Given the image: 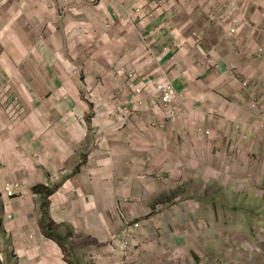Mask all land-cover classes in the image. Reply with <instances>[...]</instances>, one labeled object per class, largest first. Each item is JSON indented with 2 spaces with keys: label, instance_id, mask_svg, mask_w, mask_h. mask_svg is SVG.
I'll return each instance as SVG.
<instances>
[{
  "label": "crops",
  "instance_id": "obj_1",
  "mask_svg": "<svg viewBox=\"0 0 264 264\" xmlns=\"http://www.w3.org/2000/svg\"><path fill=\"white\" fill-rule=\"evenodd\" d=\"M147 1L132 31L119 19L136 0H0V95L22 106L12 120L0 104V234L21 264H84L97 251L99 264H114L124 258L114 236L125 230L132 258L145 264H166L174 248L186 249V264H223L221 227L204 220L217 207H202L208 198L196 192L229 177L221 162L230 148L243 158L259 148L264 158V108L251 106L264 107V0H237L240 44L211 18L224 0ZM147 47L184 94L182 122L164 123L150 98L127 114L135 93L117 71L135 69ZM15 183L16 196H4ZM37 185L56 188L49 215L67 252L43 234ZM158 229L160 241L149 234Z\"/></svg>",
  "mask_w": 264,
  "mask_h": 264
},
{
  "label": "rangeland",
  "instance_id": "obj_2",
  "mask_svg": "<svg viewBox=\"0 0 264 264\" xmlns=\"http://www.w3.org/2000/svg\"><path fill=\"white\" fill-rule=\"evenodd\" d=\"M129 25H131L128 26L129 29L133 31L136 30L138 22L135 25L133 23ZM121 70L125 69L119 68V70L117 71V76H119V71ZM120 78L125 77L122 76ZM125 79L127 81L128 87L130 88L127 78ZM261 106V102L259 105L258 101V106H256V108L253 110H258L261 112L264 108ZM131 107H133V105ZM179 121H184V116L177 122ZM261 123L260 126L264 128V123ZM239 152L240 150L236 155H233V153L229 150L227 155H223L225 158H222L223 160L221 162V165L223 167L222 174L225 177L229 176L225 181L221 179L218 180V182L211 181L210 183H203L202 187L198 185V188H200L202 191H198L196 192V194H204V196L208 198V200H204L203 202L198 201L202 205V207L205 205L204 203H208L209 208L212 204L214 206V209H216L217 207L218 212H215L214 217L203 218L205 220V225H210L209 223L212 220H215V222L219 223L221 227L219 234V236L221 237L220 243H223L224 247L220 246V252L223 250V253H221V260L219 261H221V263L223 264H230V262L232 261H235L237 264H264V201L253 200L254 198L251 195L252 192L256 195H264V185H257L255 183L257 182L259 184L260 181L264 182V158L261 152H259V148L249 149V155L246 156V158H243L242 153ZM257 177L260 181H257ZM246 188L247 190L249 189L248 191L251 192V194H245L247 191L243 194H240ZM189 191L190 193H193L191 190ZM211 198H214V200H212ZM189 208V210H192V206ZM204 211L207 210H201V212ZM256 231L260 232V236ZM160 232V229L153 232L156 237L151 232L149 234H151L153 236V239H155L156 241H160L162 239L157 238ZM4 237L1 233L0 264H21L20 257L14 254L15 249L12 246L11 239ZM256 237L259 238V243L256 241ZM114 238L119 242L117 250L125 258V260L123 258L122 261H120L121 258H118V260L114 264H126L127 260H129L130 262H135L132 264H145L147 258L144 259L142 256H140L139 258H132V255L130 253V245L132 242L131 233L125 230L123 233H119L114 236ZM30 240L33 239L30 238ZM124 240L128 242V245L124 250H122L121 245ZM27 248L28 247H26L25 249L31 250L30 247L28 249ZM89 250L90 249H88V251ZM185 250V248L184 250H179L178 248L167 250L166 252H168V261L166 262V264H186L185 258L187 254L186 252H184ZM153 251L154 250L151 249L150 252ZM157 251L161 253L160 249H157ZM30 252L31 254H34V252L32 253V250ZM87 253L89 254L86 258L80 256L84 264H99L98 261L101 260L102 255H99L97 259L93 258V254H98V251L95 253ZM228 258L230 259L228 260ZM156 259H159L157 253ZM197 262L199 263V261ZM110 263L112 264V262ZM27 264H30V261Z\"/></svg>",
  "mask_w": 264,
  "mask_h": 264
},
{
  "label": "built area",
  "instance_id": "obj_3",
  "mask_svg": "<svg viewBox=\"0 0 264 264\" xmlns=\"http://www.w3.org/2000/svg\"><path fill=\"white\" fill-rule=\"evenodd\" d=\"M137 6L129 13L128 18H120L124 24H137V17L144 20V12L148 5L147 0H136ZM223 12L216 16L215 14L211 15V18L214 22H217L220 26L226 29L227 35L230 37H235L238 44L241 43V39L239 38V33L241 27L240 21V6L237 0H224L222 5ZM141 22V21H140ZM139 23V22H138ZM261 52H264L263 49H260ZM159 60L155 57L152 50L147 47V57L145 59L139 60L136 63L135 69L132 70H121L119 71V76H124L127 78L130 89L134 91L135 98L133 102V107L127 110V114L130 112H138L145 103L147 98L156 100L160 102L161 107L163 108V116L165 118L164 123L174 122L176 123L180 120L184 113L181 109V101L184 99V94L178 91L174 85V81L170 79L168 74L162 70L159 65ZM157 67L158 71H160V75H151L149 79H144L139 85L136 83L138 80L140 73H146L151 70V68ZM156 68V69H157ZM243 87L247 88L250 85V81L245 79L242 81ZM89 98L94 100L93 93H89ZM259 99H255L251 106L255 109L258 106ZM259 101V105H260ZM0 104L4 106L6 113L12 120H20L21 119V110L22 106L20 104L18 97H10L8 94L4 93L0 95ZM15 120V121H16ZM2 122L0 120V126ZM230 151L233 155H236L239 151V147L235 146L230 148ZM21 187V183H15L13 185H5L2 187V193L4 196L8 198H12L16 196L15 189H19ZM11 215H8V218H11ZM136 227L139 224H135ZM128 245L127 241H123L121 245V249L124 250Z\"/></svg>",
  "mask_w": 264,
  "mask_h": 264
},
{
  "label": "trees",
  "instance_id": "obj_4",
  "mask_svg": "<svg viewBox=\"0 0 264 264\" xmlns=\"http://www.w3.org/2000/svg\"><path fill=\"white\" fill-rule=\"evenodd\" d=\"M32 191L34 194L40 195L42 197L41 200V211H42V220H41V227L43 230V234L56 241L61 247L63 248V251H68V236H64L60 233L59 227L54 224V222L51 220L49 215V198L55 191L56 188H50L45 185H37L32 188ZM1 198V193H0Z\"/></svg>",
  "mask_w": 264,
  "mask_h": 264
},
{
  "label": "clouds",
  "instance_id": "obj_5",
  "mask_svg": "<svg viewBox=\"0 0 264 264\" xmlns=\"http://www.w3.org/2000/svg\"><path fill=\"white\" fill-rule=\"evenodd\" d=\"M261 49H262V48H261ZM263 50H264V49H263ZM260 52H261V51H260ZM135 224H139V223H135ZM135 224H134V227H135V228H138L139 226H138V227H136V226H135ZM256 232H257V233H258V235L260 236V232H259V231H256ZM256 241H257V237H256ZM257 242H258V241H257ZM175 254H176V253H175Z\"/></svg>",
  "mask_w": 264,
  "mask_h": 264
}]
</instances>
